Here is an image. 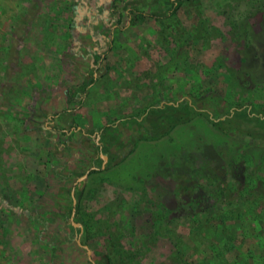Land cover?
Returning a JSON list of instances; mask_svg holds the SVG:
<instances>
[{"label":"rangeland","instance_id":"1","mask_svg":"<svg viewBox=\"0 0 264 264\" xmlns=\"http://www.w3.org/2000/svg\"><path fill=\"white\" fill-rule=\"evenodd\" d=\"M44 1L42 23L48 25L51 44L49 29L61 36L77 0ZM168 1L95 0L103 7L95 20L106 19L105 29L96 28L113 52L106 61L112 73L101 79L102 88L86 93L76 123L95 133L112 126L100 136L107 144L109 170L91 173L78 186L73 221L86 229L89 255L76 246L66 217L69 191L88 169L93 144L82 141L78 149L58 142L52 131L45 141H33L40 124L20 123L22 109L2 104L9 93L0 91V197L9 194L5 187L14 181L11 193L27 191L18 206L41 217L17 215L8 221L1 214L2 233L7 230L1 242L12 249L8 263L29 264L30 255L41 264H90L87 256L102 264L107 255L111 264H264V140L220 133L186 108L190 100L194 109L214 116L230 106L264 113V0H188L171 16ZM63 88L65 96L73 90ZM176 101L179 105L172 106ZM161 102L170 104L157 109ZM160 118L164 126L155 134ZM21 132L33 135L25 147L50 149L48 160L38 164L36 155L26 157L25 175L8 165V153L23 151ZM54 148L62 161L50 155L56 154ZM160 182L177 199L193 187L170 224L157 227L152 215L147 226L135 193L144 192L142 201H151L152 188L142 185ZM38 246L40 252L34 253Z\"/></svg>","mask_w":264,"mask_h":264},{"label":"crops","instance_id":"2","mask_svg":"<svg viewBox=\"0 0 264 264\" xmlns=\"http://www.w3.org/2000/svg\"><path fill=\"white\" fill-rule=\"evenodd\" d=\"M43 4L44 0H0V91L9 93L6 97L8 100H3L2 104L8 108L22 109L19 112L23 115L17 111V116L21 118L20 123L40 124V128L33 132L34 137H37L33 141L47 139L49 124H53L52 128H55L57 127L55 125L71 122V118L76 120L81 115V103L79 105L67 103L64 85L76 87L82 101L91 87L99 89L102 86L101 79L105 76L110 78L112 73L110 64H106V61L109 59L108 55L113 52L100 54L97 51L106 42L100 35V30L106 28V19L95 20L94 13L97 11L93 7L94 0H77L76 3H72L69 11L73 18L64 23V28H60L61 36L54 37V30L49 29L50 36L54 38L51 44L46 41L48 25L42 23ZM33 9L36 10L34 13ZM99 24L100 30L97 29ZM99 55L101 57H98ZM101 63L105 64L106 68L102 67ZM122 82L125 81L121 80L120 83ZM95 115L96 111H91V116L95 118ZM95 121L99 120L96 118ZM76 130L80 131L79 126ZM29 136H33L32 133L21 132L23 151L13 149L8 153L11 156L8 158L10 162L8 165L12 166L10 170L13 172L18 170L25 175L23 167L26 157H30L31 153L32 156H37L36 164L48 158L47 150L25 147L28 144L26 141H32ZM30 159L28 158L29 161ZM14 185V181L13 184L6 185L5 189L9 194L0 197V217L3 213L8 221L17 215L20 219H40L38 212L35 211V214L31 215L30 209L18 206L27 191L21 190L17 195L13 194L11 191L15 190ZM12 203H17L15 207L17 212H14L15 208L12 209ZM4 232L2 233L0 224V264H13L7 262L12 257L10 253L12 249L1 242ZM39 249L40 246L34 253ZM27 258L30 260L29 264H41L40 259L33 262L30 255Z\"/></svg>","mask_w":264,"mask_h":264},{"label":"flooded vegetation","instance_id":"3","mask_svg":"<svg viewBox=\"0 0 264 264\" xmlns=\"http://www.w3.org/2000/svg\"><path fill=\"white\" fill-rule=\"evenodd\" d=\"M185 1H188V0H185ZM94 3H95L93 5L94 9H96V11H98V13H99V11L101 13H103V11H101V8H103V7L98 5L95 2V0H94ZM98 9H100V10H98ZM107 12H109V11H107ZM104 45H105V43L103 45H101V47H99L97 50L100 54L101 53L102 54L108 53V51H107L108 48L104 47ZM98 57H101V56L99 55ZM77 90L78 89H76V87H75V88H73L71 93L67 94V96H66L67 103H69L71 105H79L80 103H82V101L79 99V95H78L79 93ZM166 104H170V103H165V102L158 103V106L156 108L161 109L162 106H164ZM178 105H179L178 101H176L175 103L172 104V106H178ZM186 106H187L186 108L190 112L191 111L193 112V110L194 111L195 110L204 111V110L194 109L192 102L190 100L187 102ZM243 111L248 113V117L251 119H264L263 111H253L249 106L248 107L241 106L238 108L234 107V106H230V108L227 110V112L221 116H214L212 113L205 111L209 115L208 119L202 115H200V116L203 117L206 121H208L212 125V127H214L213 123H217L218 120H221V121L224 120L226 118L225 117L226 114H228L227 117L229 118L230 116H232L236 113L242 114ZM213 116L218 117V118H212ZM128 120H129V118L126 121H128ZM172 120H174V119H172ZM161 121L162 120L160 118V119H157V123H155V126H154V129H155L154 133L155 134H157L159 132V130L162 129V127L164 126V124H163L164 122L162 123ZM138 122L141 123L142 121L139 120ZM119 123H121V120ZM66 124L65 125L64 124L55 125L57 127L49 130L55 134V138L58 142L65 143L66 145L69 143V144H71V146L72 145L75 147L77 146V148H78L81 145V144L79 145V143H81L82 141H87L88 143H92L93 144L92 146L94 148V154L88 159V161L90 163L88 169H86L83 173L78 175L77 179L72 184V187L69 191L68 197L70 200V207L68 208V213H67L68 215L66 217V221L69 223V225L71 226V228L74 232V241H75L76 246L83 251L85 250L83 247H86V249L90 253L89 248L87 247V245L84 242V236L86 234V229L84 228L83 225L73 221L75 216H76V210H77V206H78L77 202L79 201V199H78V197H79L78 186L80 185L81 182H84L91 173L92 174H99V173L107 172L109 170L110 158H109V155L107 154V151L104 148L107 144H105L102 140H100V136H102L105 132L101 133L98 129V131H96V133H95V130L91 129V127H89L88 131H83L82 129L79 128L80 131L77 132L76 128L78 126H77L76 120L73 118H71V122L68 121ZM103 126L111 127L112 125L111 124H105ZM216 130L219 131L218 129H216ZM219 132L223 133L221 131H219ZM70 138L71 139L74 138V139L71 140ZM249 138H251V137H249ZM252 139H256V138H252ZM47 143L51 146L50 142H47ZM48 150H50V149H48ZM48 150H47V152H48ZM57 150L58 149H55L57 156L55 153H52L51 155L55 156V159H59V161H62L63 159L60 157ZM48 158H49V155H48ZM48 158H46V159L48 160ZM95 160H98V162H99L98 165L94 164ZM76 163L78 164L76 166L79 167L80 160L78 161V159H77ZM57 165L59 166L58 161H57ZM165 186L166 185L164 182H160L156 186L153 185L152 187L151 186L149 187V186L144 185V184L142 185V187H144L145 189H151L152 188L151 189L152 196L150 197L151 201H149V200L142 201L143 198L141 195H144L145 194L144 192L138 191L135 193V194H137V195H135L137 206L138 207L141 206L140 212L144 213V214H142V217H141L143 224H147V226H148V224L151 222L150 217L152 215H153L152 218L155 219L154 223L156 222L155 225H157V227L160 225H162V226L166 225L168 223L170 224L172 219H174L178 213L177 211L179 210V208H177V205L181 202L182 203L187 202V199L189 198L187 192L189 193L190 188L193 187V186L188 185V187L186 188V189H188V191L186 193L184 192L183 195H182V193H179L178 194L179 199H177L175 197L174 191H173V195H170L171 194L170 192L172 191L171 187L168 185L167 190H164ZM184 198H186V199H184ZM73 199H74V205H73ZM196 201L197 200H194L192 202H196ZM74 225H76V226H74ZM148 231L152 232V227ZM150 232H147L148 233V235H146L147 238H149V236L151 237ZM156 237H157V235H156ZM144 238H146V237H144ZM140 241L142 242L144 240H140ZM140 241H139V243H140ZM148 241L149 240H147V242ZM85 252H86V250H85ZM103 259L104 260H103L102 264H111L110 259L107 255L106 256L104 255ZM87 260L90 262V264H101V263L93 262L90 259V256H87Z\"/></svg>","mask_w":264,"mask_h":264},{"label":"trees","instance_id":"4","mask_svg":"<svg viewBox=\"0 0 264 264\" xmlns=\"http://www.w3.org/2000/svg\"><path fill=\"white\" fill-rule=\"evenodd\" d=\"M184 1L185 0H169L167 14L169 16L173 15ZM118 18L119 19H117L116 21L117 24L120 22L119 15ZM193 112L202 115L207 119L209 118L208 113L205 111L193 110ZM227 116L228 114H226V118L224 120H218L217 123H213V126L223 133H227L229 131H237L248 137L264 140V119H251L248 117V113H246L245 111H243L242 114L236 113L229 118ZM212 118L218 117L213 116ZM125 121L126 120H123L121 121V123H124ZM109 128V126H102L99 128V131L101 133H104Z\"/></svg>","mask_w":264,"mask_h":264},{"label":"water","instance_id":"5","mask_svg":"<svg viewBox=\"0 0 264 264\" xmlns=\"http://www.w3.org/2000/svg\"><path fill=\"white\" fill-rule=\"evenodd\" d=\"M73 205H74V199H73ZM76 226V225H74ZM86 250L87 255L89 254V251L86 249V247H83Z\"/></svg>","mask_w":264,"mask_h":264}]
</instances>
